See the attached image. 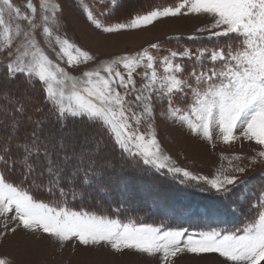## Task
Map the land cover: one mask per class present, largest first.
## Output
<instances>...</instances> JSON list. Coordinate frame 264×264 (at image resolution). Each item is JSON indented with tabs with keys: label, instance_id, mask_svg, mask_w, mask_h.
Here are the masks:
<instances>
[{
	"label": "snow or ice",
	"instance_id": "6c2138e0",
	"mask_svg": "<svg viewBox=\"0 0 264 264\" xmlns=\"http://www.w3.org/2000/svg\"><path fill=\"white\" fill-rule=\"evenodd\" d=\"M95 2L108 7L94 12L81 0L82 11L103 33L195 14L212 21L197 31L209 33L207 39L218 44L224 38V43L195 53L187 48L168 50L160 58L151 54L162 51L156 43L134 55L81 69L96 58L60 34L63 9L58 0H27L24 11L13 0H0V57L7 59L0 60V129L5 133L0 135V217H4L0 236L22 228L42 232L61 246L75 240L83 246H109L118 253L131 250L158 256L159 264H174L184 254H217L225 264H264V187L242 193L252 201L246 224L234 230L213 227L192 232L124 220L119 208L112 215L83 208L94 193L107 195L103 178L117 167L116 160L107 156L109 150H119L122 169L131 164L140 174L155 171L179 179L180 184L203 182L206 187L200 191L225 200L251 184V178H240L247 167L230 165L233 174L225 169L209 179L176 166L157 139L154 101H166L162 111L166 118L213 147L216 140L225 145L247 142L258 146L252 163L264 160V0H178L113 24L103 23L101 17L111 15L120 0ZM178 60L192 61L191 70ZM141 68L145 83L137 88L134 74ZM69 69L80 70L81 75L74 76ZM14 83L20 85L18 94L4 87ZM35 92H41L42 99L33 98ZM70 122L79 127L69 128ZM37 193L50 199L39 200ZM238 203L232 202L233 212L242 210ZM73 204L82 207L77 210ZM0 264L10 262L0 258Z\"/></svg>",
	"mask_w": 264,
	"mask_h": 264
},
{
	"label": "rangeland",
	"instance_id": "374dc122",
	"mask_svg": "<svg viewBox=\"0 0 264 264\" xmlns=\"http://www.w3.org/2000/svg\"><path fill=\"white\" fill-rule=\"evenodd\" d=\"M92 1L95 2V0H83V3L88 4L90 7L89 2ZM26 2L27 0H13V3L21 7L22 11L25 10ZM58 2L63 9V27L60 34L66 35L72 42L89 51L96 58L87 65H81V69L94 67L101 61L117 56L134 55L144 49H149L152 44L156 43L160 44L162 51L153 50L151 54L158 58L167 55L168 50L182 52L187 48L195 53L197 49L217 48L224 43V38H221L220 44H218L216 39H207L209 33L197 31V29L211 24V19L206 16L192 14L176 18H162L138 29L124 30L118 33H103L95 29L86 20L82 11L81 0H58ZM102 22L105 24L124 23H106L103 20ZM193 36L197 38L190 39ZM171 39L177 42L167 44ZM182 39L195 41L194 43L197 46H185L184 43L186 42L181 41ZM49 55L54 61L56 60L54 54L49 52ZM0 60L7 62L6 57H0ZM177 62L184 63L186 68L191 70L192 61L178 60ZM62 66L67 67L66 64ZM119 67L123 71L122 66ZM69 71L74 76L79 77L81 75L80 70L73 71L69 69ZM157 71L160 75H163V69L159 64L157 65ZM143 72L144 69L141 68L134 74L137 88L142 87L145 83L142 77ZM129 99H133V97L130 96ZM166 109V101L159 103L154 101V130L163 153L170 156L176 166L184 167L193 174L206 176L209 179L213 178L218 171L225 169H228L227 174H233L230 165L247 167L248 171L241 174L240 178H251V184L233 192V194L237 192L239 195L238 201L241 208V204H247L242 193L250 192L253 186L257 189L264 187V175H261L264 173V160H257V163H252L253 159L256 158L258 146L247 142L243 143V146L239 142L225 145L222 141L216 140L215 147H213L211 143L201 137L191 134L186 126H181L174 120L166 118L162 114V111H166ZM141 130L147 132V126L142 125ZM237 155L243 156L244 159L240 161L234 159ZM167 176L170 181L179 180L174 179L171 175ZM191 183L193 187L195 186L198 189L206 187L203 182L197 184L193 181ZM197 205L194 203L192 206V209L198 207V211L191 220L193 222L199 220V224L204 225L201 231H207L211 227L205 223L207 212L203 206ZM3 223L4 217H0V232H4ZM8 223L9 227L14 226V222L11 221V214L8 217ZM187 228L192 232L200 231L191 228V226ZM0 258H6L10 264H159L158 256L148 257L131 250L118 253L109 246H83L75 240L66 242L61 246L58 241L42 232H31L22 228L15 233L9 232L6 236H0ZM174 264H225V261L217 254H204L201 256L184 254L176 258Z\"/></svg>",
	"mask_w": 264,
	"mask_h": 264
},
{
	"label": "trees",
	"instance_id": "16d2710c",
	"mask_svg": "<svg viewBox=\"0 0 264 264\" xmlns=\"http://www.w3.org/2000/svg\"><path fill=\"white\" fill-rule=\"evenodd\" d=\"M177 2L178 0H120V6L115 8L111 15L101 19L106 23L125 22L136 13L143 14L155 6H171ZM89 4L94 12H103L108 7L107 4L102 6L94 1ZM181 41L186 42L185 46H197L192 40L182 39ZM174 42L177 41L171 39L167 44H174ZM4 87L17 94L21 91L19 83L4 84ZM31 95L36 99H42L43 96L41 92ZM73 127H79V125L70 122L69 128ZM4 134V130L0 129V135ZM107 156L116 160L117 163L116 169L105 175L102 181L107 188V195L94 193L90 201L83 205L84 210L112 215L119 208V218L124 220L132 219L137 223L154 226L163 224L166 228L191 226L201 231L204 225H200L199 220L194 222L191 220L198 211V207L192 209L193 204L196 203L197 206L205 208L207 212L205 223L211 226L210 228L234 230L243 227L247 222L248 208L252 201L250 196L246 200V205L241 204V211L233 212L232 202L238 201L239 198L237 192L229 199H221L213 192L200 191L197 187H193L191 182L180 184L177 179V181H170L168 176L155 171L140 174L131 164L122 169L119 162V150L115 152L109 150ZM9 179L15 180L16 177L10 176ZM36 198L45 202L50 199L44 193H37ZM237 206L239 207V203ZM72 207L79 210L82 206L73 204Z\"/></svg>",
	"mask_w": 264,
	"mask_h": 264
}]
</instances>
